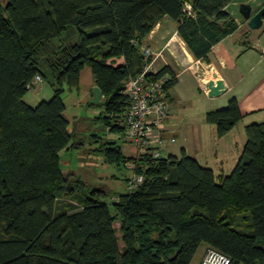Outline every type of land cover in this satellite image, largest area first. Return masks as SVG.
Segmentation results:
<instances>
[{
  "label": "trees",
  "instance_id": "1",
  "mask_svg": "<svg viewBox=\"0 0 264 264\" xmlns=\"http://www.w3.org/2000/svg\"><path fill=\"white\" fill-rule=\"evenodd\" d=\"M235 2L0 0V264H190L201 245L231 264L262 263L264 122L246 127L230 174L216 175L185 150L180 158L127 157L111 140L93 151L107 164H132L143 182L107 199L80 180L88 192L68 187L61 166V152L78 146L63 96L79 91L86 66L102 95L97 119L123 137L124 85L143 71L141 47L155 26L168 18L193 57L209 63L212 48L238 28ZM68 29L77 41L57 45ZM37 75L53 95L31 106L25 96ZM163 76L169 96L177 78L169 66L154 78ZM242 118L236 97L206 114L218 138ZM63 195L75 204L61 206Z\"/></svg>",
  "mask_w": 264,
  "mask_h": 264
},
{
  "label": "rangeland",
  "instance_id": "2",
  "mask_svg": "<svg viewBox=\"0 0 264 264\" xmlns=\"http://www.w3.org/2000/svg\"><path fill=\"white\" fill-rule=\"evenodd\" d=\"M159 23L166 25L170 34L167 35L165 32H160L161 29H157L156 25L143 46H149L155 52L164 50L163 54L168 58L171 56L169 49L176 47V51H179L177 50L178 46H175L174 42H170L171 38L178 39L180 36L172 31L173 28L169 23L168 25L164 22ZM72 30L75 29L65 31L62 37L56 40L55 43L60 45L61 43L76 42L78 35L74 34ZM169 42L170 44H168ZM181 60V68L184 70L188 68L195 72L199 67L203 68V71L205 69L210 70L203 62L192 60L187 55L181 58ZM165 64L161 59H157L154 66L156 69H160ZM195 73L198 74L197 72ZM81 75L80 91L67 90L63 96L67 107L64 115L70 121L71 130L75 132L73 142H77L78 146L69 151L61 152V166L64 171H67V174H70L69 180L67 178L65 183L68 187L74 185L75 187H79H77V192H88L80 187V183L78 182L80 180L88 189H101L105 191L108 199V197H114L126 191V178L132 175V171L128 169V166H124V164L118 166L116 164L105 163L104 158L97 155V152L93 150L102 146L105 142L114 140L123 147L124 153L128 155L132 146L124 141L122 136L120 138L119 134L111 133L103 119H97L100 115L104 116V114H101L104 110L101 92L96 87L88 66L83 69ZM209 77L212 78V75L210 74ZM203 80L206 81V79ZM203 80L201 82L205 83ZM43 87L48 88V92L50 90V97H52L53 92L50 84L48 80H45L44 83L36 84L28 91L25 101L31 106L38 105L43 99V94H45L42 91ZM193 87L194 85L188 86L187 83H183L180 87L170 90L171 93L168 96L171 103L170 111L176 116L175 122L179 125L178 127L181 131L174 133L173 137L175 141L169 145H172L174 149H178L176 150V155H174L180 158L181 149L184 144L183 136H186V131V137L188 138V143L186 144L189 145L190 151L193 153L192 157L198 160L201 165L210 167L214 171L218 172L219 168H223L225 174H230L239 160H235L234 157H236L237 148L241 147L243 133L241 135L238 131L219 140L217 128L206 121V114L208 111H211V108L216 110L227 107L228 102L225 101V97L223 96L209 98L198 90L197 87ZM205 92L207 91L205 90ZM170 138L171 135L168 139ZM235 144H237V147ZM220 147H228L230 149L228 155L231 157L225 160L224 165L220 164V158L216 160L213 157V152ZM240 151H243V149ZM166 155L167 152L163 151L162 157ZM59 202H61V206L65 207L67 206L66 204H75L73 197H69L68 195H63ZM119 226L116 222L115 227L119 228ZM119 245L122 247L121 242Z\"/></svg>",
  "mask_w": 264,
  "mask_h": 264
},
{
  "label": "crops",
  "instance_id": "3",
  "mask_svg": "<svg viewBox=\"0 0 264 264\" xmlns=\"http://www.w3.org/2000/svg\"><path fill=\"white\" fill-rule=\"evenodd\" d=\"M241 2H247V0H238L237 3L235 2L236 4L233 3L232 5V15L234 17V20L238 24V28L236 29V31L228 35L212 48V51L209 55V63L203 62L208 68H210L209 71L211 72L212 78L209 77V75H207L205 73V70L203 71V68L201 67H199L198 70H195V72L199 74V77L198 74H196L192 70H189L188 68L184 70L181 68V58H183L184 56L187 55L192 60L196 59L189 52L184 41L179 37L178 39L174 37L171 38V42H174L175 46H178L177 50L179 51H176V47L171 48L169 49L171 51V56L168 58L164 56L165 61L169 62V64L182 71L179 77H176L177 83L173 88L180 87V85H182L183 83H187L188 86L194 85V87H197L198 90L207 95V92H205L204 90V84H206L210 80H215V82L223 80L226 86V91L219 97H225L226 102H228L232 97L237 98L243 118L227 135L219 138V140H222L226 136L232 135L233 133H236L238 131L241 133V135L243 133V141L241 142V147L237 148L236 157H234L233 155L235 160L239 159V156L242 152L240 150L243 149V146L247 141L246 127L251 123L264 122V23L263 26L258 30L250 29V27L247 25V22L238 13V6ZM248 2L253 5V12H256L261 8L264 0H248ZM161 22H164L167 25L169 23L173 28L172 31L177 33V25L170 21L168 18H164ZM157 29H161L160 32H165L167 33V35L170 34V31L164 24H157ZM72 31L74 34H76L75 30ZM161 37L163 38V36ZM214 75H216L215 78H213ZM205 78H207L206 81L203 80ZM200 79L205 81V83H202ZM42 91L45 92V94H43L42 100H49L51 98L49 93L50 90L48 92V88L43 87ZM169 93L171 92L169 91ZM210 110L214 109L211 108ZM175 120L176 116L173 115L170 111V117L166 120L163 127V137L165 139H168L170 135L171 138H174V133L181 131V129L178 127L179 125L175 122ZM118 134L119 137L122 135L121 133ZM185 134L187 136L186 131ZM186 136H183L184 144L183 148L181 149V153L182 150H185L188 155L192 156L193 153H191L189 145L186 144L188 143V138ZM128 144L132 146L128 155L124 153L123 147H121V145L119 144L118 145L125 156L133 157L135 155V148L132 144ZM235 145L237 147V144ZM176 150L178 149H174L172 145H169L165 150L167 152V155L165 157L170 154L174 155L175 153H177ZM229 152L230 149L228 147H220L213 152V157L216 160L220 158V164L224 165L225 160L231 157L228 155ZM214 172L216 175L225 174L223 168H219L218 172ZM206 248V245H201L190 264H199Z\"/></svg>",
  "mask_w": 264,
  "mask_h": 264
},
{
  "label": "built area",
  "instance_id": "4",
  "mask_svg": "<svg viewBox=\"0 0 264 264\" xmlns=\"http://www.w3.org/2000/svg\"><path fill=\"white\" fill-rule=\"evenodd\" d=\"M187 10H191L189 5ZM232 10L231 7V13ZM141 51L146 65L139 75L129 78L124 85L123 92L129 97L130 104L124 114L123 139L134 146V157L151 154L157 158L162 156V152L175 141V138L163 137L164 124L170 117V101L165 90L169 77L154 78L158 72L154 63L157 59H161L166 63L164 66H169L176 77H179L182 71L165 61L164 50L155 52L149 46H142ZM42 82H44L43 78L37 75L32 84ZM133 168L132 164L128 165L131 171ZM142 182L143 176L132 171V175L126 181V191L136 190ZM199 264H231V260L218 250L207 247ZM261 264H264V260Z\"/></svg>",
  "mask_w": 264,
  "mask_h": 264
},
{
  "label": "water",
  "instance_id": "5",
  "mask_svg": "<svg viewBox=\"0 0 264 264\" xmlns=\"http://www.w3.org/2000/svg\"><path fill=\"white\" fill-rule=\"evenodd\" d=\"M238 13L247 22V25L252 30H258L264 23V8L253 12V5L249 2H241L238 6ZM216 75L213 76L215 78ZM204 89L207 91L209 98H216L226 91V86L223 80L215 82L210 80L204 84Z\"/></svg>",
  "mask_w": 264,
  "mask_h": 264
},
{
  "label": "bare ground",
  "instance_id": "6",
  "mask_svg": "<svg viewBox=\"0 0 264 264\" xmlns=\"http://www.w3.org/2000/svg\"><path fill=\"white\" fill-rule=\"evenodd\" d=\"M205 73L207 74V75H210L211 74V72L209 71V70H207V69H205ZM206 76V75H205ZM208 77V76H207ZM205 79H207V78H205Z\"/></svg>",
  "mask_w": 264,
  "mask_h": 264
}]
</instances>
